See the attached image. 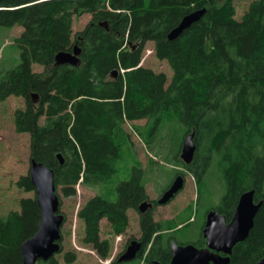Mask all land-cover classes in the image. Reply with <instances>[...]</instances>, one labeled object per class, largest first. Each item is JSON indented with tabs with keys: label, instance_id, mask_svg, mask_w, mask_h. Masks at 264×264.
<instances>
[{
	"label": "trees",
	"instance_id": "obj_1",
	"mask_svg": "<svg viewBox=\"0 0 264 264\" xmlns=\"http://www.w3.org/2000/svg\"><path fill=\"white\" fill-rule=\"evenodd\" d=\"M236 1L0 0V28H23L14 39L20 62L2 72L0 101L25 99V107L15 112V125L31 136L30 161L53 168L57 188L66 197L77 194L78 184L110 189L118 162L129 150L135 153L124 124L147 119L145 126L133 127L150 146L149 136L177 122L184 138L195 132L197 149L186 164L179 154L183 140L176 161L200 188L215 164L223 185L220 202L208 211L217 209L231 220L241 195L253 188L255 199L264 200V0H251L240 17ZM203 8L207 11L200 21L169 39L187 14ZM84 14L91 15L90 21L74 32L76 17ZM149 42L173 70L169 84L164 72L142 64ZM76 44L80 65H57L56 55ZM35 64L43 70L35 71ZM35 93L41 98L38 106ZM133 158L132 176L115 187V200L113 191L99 192L78 212L85 224L81 241L102 259L110 256V243L101 238V220H108L114 234H124L129 210L139 211L149 198L145 170ZM18 184L35 191L30 173ZM41 218L36 194L22 198L20 210L0 215V264H24L22 245L38 232ZM140 225L144 248L138 257L110 264H170L172 239L205 243L202 235L181 242L167 232L169 225L155 220L153 209L141 213ZM263 257L264 206L248 238L234 246L230 264H256ZM77 259L76 252L64 253L66 264H78ZM38 264L61 263L54 256Z\"/></svg>",
	"mask_w": 264,
	"mask_h": 264
},
{
	"label": "rangeland",
	"instance_id": "obj_2",
	"mask_svg": "<svg viewBox=\"0 0 264 264\" xmlns=\"http://www.w3.org/2000/svg\"><path fill=\"white\" fill-rule=\"evenodd\" d=\"M251 0H237L236 8L240 17ZM91 15L84 14L76 17L74 32L82 30L90 21ZM23 28L20 26L0 28V79L2 72L15 67L20 62V50L15 45L14 39L19 36ZM146 67L156 72H164L170 83L173 70L166 60L159 59L154 52V43L149 42L143 53ZM35 71H42L43 67L34 65ZM25 99L10 96L0 101V215L5 216L10 210H20V201L25 197H34L35 191H26L18 184L21 176L30 172L31 136L29 133L18 132L15 125V112L18 108L25 107ZM147 119L126 122L125 129L131 136L135 153L129 150L124 159L118 162L119 171L114 178L110 189L101 187L86 188L81 184L77 186V194L66 197L62 191L58 193L62 199L61 211L66 216L62 227L63 251L56 257L61 264L64 261L66 251L76 252L78 264H110L126 249L134 239L141 238V213L136 209L129 210L130 225L124 234L116 235L106 218L101 220V238L110 243V256L102 259L92 246L84 244L81 240L85 232V224L79 218L80 208L97 193L105 194L113 191L110 198L116 199L115 187L120 181L132 176L134 158L137 156L145 170V182L149 199L155 204L154 218L165 225H169L167 232L175 236L183 243L197 241L202 232L206 214L210 207L220 202L224 192L223 185L219 183L217 171L211 168L212 175H207V183L202 188L198 187L195 177L185 171L175 159V150L184 140V128L177 122L165 123L161 126L152 139V144L147 146L138 135L134 125L145 126ZM157 135V136H156ZM156 136V138H155ZM127 151V149H126ZM181 155V152H179ZM185 172V186L183 190L168 204L159 205L157 200L171 185L175 178Z\"/></svg>",
	"mask_w": 264,
	"mask_h": 264
},
{
	"label": "water",
	"instance_id": "obj_3",
	"mask_svg": "<svg viewBox=\"0 0 264 264\" xmlns=\"http://www.w3.org/2000/svg\"><path fill=\"white\" fill-rule=\"evenodd\" d=\"M206 11V8H203L187 14L169 33V39L178 38L186 29L200 21ZM80 55L81 48L76 44L72 51L59 52L56 55V64L80 65ZM40 101L39 94H33V102L36 106ZM196 149L195 132L192 131L186 134L181 150V158L186 164L193 162ZM58 157L61 163H64L62 155L59 154ZM29 173L42 211V218L38 232L23 243L22 252L24 264H38L40 260L48 261L62 252V227L66 216L61 212V199L55 182L54 169L48 167L44 162L33 159ZM185 182V176L178 175L158 199V204L165 205L172 201L183 190ZM255 195V188L245 191L229 221L217 209L207 212L203 229L206 246L198 247L193 243L179 244L172 239L170 241V264H230L234 246L248 238L254 227L255 219L264 206V200L257 201ZM153 207L152 201L144 200L139 205V211L146 213ZM143 248L141 240H132L124 253L119 256L118 261L135 260ZM256 264H264V257Z\"/></svg>",
	"mask_w": 264,
	"mask_h": 264
},
{
	"label": "flooded vegetation",
	"instance_id": "obj_4",
	"mask_svg": "<svg viewBox=\"0 0 264 264\" xmlns=\"http://www.w3.org/2000/svg\"><path fill=\"white\" fill-rule=\"evenodd\" d=\"M147 200L151 201L149 198H148ZM157 201H158V200H157ZM154 203H155V202H154ZM154 203H153V204H154ZM157 203H158V202H157ZM154 206H155V204H154ZM153 209H154V207H153ZM139 212H140V211H139ZM205 222H206V221H205ZM204 226H205V223H204ZM203 229H204V228H203ZM201 235H202V237L204 238V236H203V230H202V232H201ZM200 237H201V236H200ZM204 239H205V238H204ZM139 240H140V239H139ZM127 246H128V245H127ZM196 246H197V245H196ZM204 246H206V241H205V243H204L203 246H198V247H204ZM126 248H127V247H126ZM125 250H126V249H125ZM125 250H124V251H125ZM124 251H123L122 253H124ZM122 253H121V254H122ZM121 254H120V255H121ZM222 254H223V253H222ZM120 255H119V256H120ZM119 256L117 257V259L119 258ZM157 263H159V262H157ZM159 264H160V263H159Z\"/></svg>",
	"mask_w": 264,
	"mask_h": 264
}]
</instances>
